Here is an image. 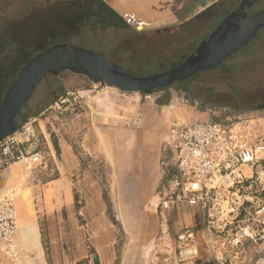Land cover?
<instances>
[{
    "label": "rangeland",
    "instance_id": "374dc122",
    "mask_svg": "<svg viewBox=\"0 0 264 264\" xmlns=\"http://www.w3.org/2000/svg\"><path fill=\"white\" fill-rule=\"evenodd\" d=\"M191 1L174 0L175 11ZM226 2L194 3L189 20L179 16L138 29L100 0H0V104L10 85L4 67H22L56 43L99 53L135 76L171 70L192 52L198 36L210 32V20L220 14L217 5ZM140 6L128 10L138 12ZM261 8L264 0L253 10ZM78 92L82 108L60 104ZM256 109L264 110V28L217 68L149 93L123 91L84 73H50L17 124L34 121L45 148L48 136L54 157L34 170L24 162L13 164L17 173L6 181L12 193L0 194L13 198L18 228L22 222L37 224L43 258L22 244L17 229L21 264H145L161 234L157 191L174 170L164 143L170 119ZM55 142L63 149L56 152ZM20 179L22 187L15 188ZM197 220L190 208L171 214L174 248L178 234ZM173 264L213 262L177 258Z\"/></svg>",
    "mask_w": 264,
    "mask_h": 264
},
{
    "label": "built area",
    "instance_id": "2783aa9c",
    "mask_svg": "<svg viewBox=\"0 0 264 264\" xmlns=\"http://www.w3.org/2000/svg\"><path fill=\"white\" fill-rule=\"evenodd\" d=\"M70 95L60 104L82 108L81 94ZM44 140L47 144L45 135ZM42 141L32 120L4 136L0 175L16 162H24L29 170L46 165L53 154ZM165 144L174 170L157 191L161 234L147 264H173L177 258L264 264V110L174 118ZM185 208L195 211L197 225L180 232L174 248L168 221L173 212ZM17 228L15 202L4 196L0 198V264H17L22 257Z\"/></svg>",
    "mask_w": 264,
    "mask_h": 264
},
{
    "label": "water",
    "instance_id": "95a60500",
    "mask_svg": "<svg viewBox=\"0 0 264 264\" xmlns=\"http://www.w3.org/2000/svg\"><path fill=\"white\" fill-rule=\"evenodd\" d=\"M106 1L128 23L138 29L151 25V20L141 19L137 15H135L137 18H134L125 11L117 9L112 4L113 0ZM244 4L243 2L242 5ZM232 15L204 41L195 53L180 65L171 70L148 76L132 75L101 54L70 43H56L40 51L23 66L1 101L0 140L16 129L17 117L22 108L29 101L42 79L50 73H60L65 70L84 73L97 81L123 91L149 93L157 88L168 87L176 81H184L199 72L218 67L225 59L247 45L264 27L263 9L252 16L247 15L238 20L232 30L221 33L223 26ZM7 179V175L2 173L0 186L5 185Z\"/></svg>",
    "mask_w": 264,
    "mask_h": 264
},
{
    "label": "flooded vegetation",
    "instance_id": "af4514ba",
    "mask_svg": "<svg viewBox=\"0 0 264 264\" xmlns=\"http://www.w3.org/2000/svg\"><path fill=\"white\" fill-rule=\"evenodd\" d=\"M227 2H226V4L225 5H221V4H218L217 5V8H219L220 9V14H219V16L218 17H214V18H212L211 20H210V23L212 24V29L210 30V32L207 34V35H205V33L203 34V35H200V36H198L197 37V39L199 38V37H201V39H200V41L198 42V44L197 45H193V46H191V49H192V52L190 53V54H188L187 56H186V58L185 59H187L189 56H191L193 53H195L198 49H199V47L204 43V41L206 40V39H208L209 37H210V35L215 31V30H217L223 23H224V21L230 16V15H232L233 13V15L231 16V18L227 21V23L223 26V28H222V30H221V33L223 32V33H226V32H228V31H230V30H232L233 28H234V26H235V24H236V22L238 21V20H240V19H243V18H245L247 15L248 16H252L253 14H255V13H257V12H259V11H261V10H263L264 8H261V9H258V10H253L254 9V7L259 3V0H226ZM205 3L206 2V0H192L184 9H183V13H181L182 14V16H180L181 18L184 16V15H186L187 13H188V15H190V14H192V12L193 11H191L192 9H193V7H192V5L194 4V3ZM243 2L245 3L244 5H242L243 4ZM216 2H213V4H215ZM213 4H211V5H213ZM204 6H206V4L204 5ZM192 7V8H191ZM221 7H222V10H221ZM206 8V7H205ZM180 13V12H179ZM185 17V16H184ZM183 19H185V18H183ZM189 19H191V17L189 18ZM188 19V20H189ZM264 28V27H263ZM262 29V28H261ZM260 29V30H261ZM260 30L258 31V33L260 32ZM258 33H257V35H258ZM256 35V36H257ZM255 36V37H256ZM254 37V38H255ZM253 38V39H254ZM253 39L248 43V44H250L252 41H253ZM247 44V45H248ZM247 45H245V46H243V47H246ZM242 47V48H243ZM241 48V49H242ZM240 49V50H241ZM239 50V51H240ZM238 51V52H239ZM238 52H236V53H238ZM236 53H234V54H232L231 56H233V55H235ZM230 56V57H231ZM230 57H228V58H230ZM227 58V59H228ZM227 59H225L224 61H226ZM185 61V60H184ZM223 61V62H224ZM222 62V63H223ZM221 63V64H222ZM181 64V63H180ZM220 64V65H221ZM219 65V66H220ZM217 68V67H216ZM211 70V69H210Z\"/></svg>",
    "mask_w": 264,
    "mask_h": 264
},
{
    "label": "crops",
    "instance_id": "0c3cea01",
    "mask_svg": "<svg viewBox=\"0 0 264 264\" xmlns=\"http://www.w3.org/2000/svg\"><path fill=\"white\" fill-rule=\"evenodd\" d=\"M27 1L33 2V1H81V0H27ZM100 1L103 2L105 5H107V7L116 11L113 8V6H111L106 0H100ZM112 4L117 9L125 11L127 14L131 15L134 18H137L135 15L138 14V17L141 19L157 21V23H164V22L173 20L175 17L182 16V14H179L180 11L178 10L175 11L174 6H173L174 0H113ZM132 4H136V5L141 4L142 6H140L138 12H137V7L135 8V10L128 11V9L131 8ZM183 9L184 8L181 9L180 13H183ZM116 13H119V12L116 11ZM184 16L182 18H185V19H189L191 17L190 15H188V13ZM45 137L47 139V144L49 145L48 136L45 135ZM54 149L57 152L58 149L62 150L63 146H60V148H57L54 145ZM61 155H62V152L60 156Z\"/></svg>",
    "mask_w": 264,
    "mask_h": 264
},
{
    "label": "bare ground",
    "instance_id": "6f19581e",
    "mask_svg": "<svg viewBox=\"0 0 264 264\" xmlns=\"http://www.w3.org/2000/svg\"><path fill=\"white\" fill-rule=\"evenodd\" d=\"M175 118H178V119H185L187 117L185 116H177ZM190 118V117H189ZM192 118H199V117H192ZM174 119V118H173ZM172 118L170 119L169 123H168V127H167V133H166V137H165V140L164 141H167V139L169 138V126H170V123L171 121L173 120ZM165 143V142H164ZM68 154V153H67ZM66 157V156H65ZM19 162H16L15 164H17ZM14 164V165H15ZM13 165V166H14ZM17 173V168L16 166L15 167H11L6 173L4 172L3 174L7 175V177L9 178L10 176V180L13 179V177L16 175ZM8 180V179H7ZM23 181H21V179L19 180V183L16 185L15 188H19V186H21ZM24 186V185H23ZM22 187V186H21ZM12 193V190L10 189L9 187V184L5 183V185L3 186H0V194H11ZM15 197V196H14ZM28 199V198H27ZM29 211V210H28ZM30 215V214H29ZM32 216V215H31ZM19 224V223H18ZM19 230V236H20V239L21 241L23 242L22 244L27 248V249H32V250H37L39 251V255L41 256V259L43 258L42 256V250H41V247H40V241H39V236L37 234V224L35 222L33 223H23L21 225H19V228H17ZM17 233H16V241H17V247L19 249V252L22 256V253H21V249H20V244H19V240L17 238ZM156 243V241L154 242ZM27 258V257H26ZM150 258V257H149ZM149 258L148 260L146 261L145 264L148 263L149 261ZM22 259V257H21ZM20 259V260H21ZM20 260L17 262V264H21ZM31 260V259H29ZM29 262V261H28Z\"/></svg>",
    "mask_w": 264,
    "mask_h": 264
},
{
    "label": "trees",
    "instance_id": "16d2710c",
    "mask_svg": "<svg viewBox=\"0 0 264 264\" xmlns=\"http://www.w3.org/2000/svg\"><path fill=\"white\" fill-rule=\"evenodd\" d=\"M22 68H23V66L22 67L18 66V67H14V68L13 67L12 68L4 67V71L3 72L5 74L6 80L10 82L9 87L16 80L17 75L19 74V72L21 71ZM15 71L17 72V75H15V73H14ZM9 87H8V89H9ZM160 89H164V88H160ZM18 127H19V125L16 122V128H18ZM55 146L58 148L56 142H55ZM95 260H98L97 256L95 257Z\"/></svg>",
    "mask_w": 264,
    "mask_h": 264
}]
</instances>
